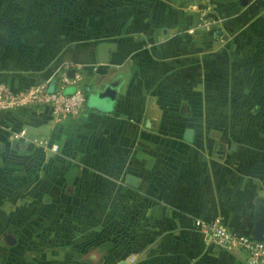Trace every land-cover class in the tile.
Here are the masks:
<instances>
[{"label":"crops","instance_id":"crops-1","mask_svg":"<svg viewBox=\"0 0 264 264\" xmlns=\"http://www.w3.org/2000/svg\"><path fill=\"white\" fill-rule=\"evenodd\" d=\"M188 2L0 0L1 82L51 88L66 63L83 87L117 83L106 110L0 112V231L14 237L1 264H246L196 222L218 216L255 236L264 217V0H196L213 10L208 27ZM244 112L253 121L236 127Z\"/></svg>","mask_w":264,"mask_h":264},{"label":"built area","instance_id":"built-area-1","mask_svg":"<svg viewBox=\"0 0 264 264\" xmlns=\"http://www.w3.org/2000/svg\"><path fill=\"white\" fill-rule=\"evenodd\" d=\"M188 1V6L198 7L197 26L208 27L214 24V19L210 16L213 10L209 4L197 6L196 0ZM68 67L69 64L65 63L57 73L53 74L51 88H47L45 81H41L24 88L13 89L0 81V112L47 106L53 120L59 121L78 116L85 101L80 65H71L73 71L70 76L66 73ZM66 86L71 89H65ZM7 129L14 140L33 144L43 152L57 150V143L47 136L31 135L23 127L13 130L7 127ZM196 223L202 236H205L214 247L227 250L240 249L245 254L246 264H264V239H256L249 234L231 231L225 227L218 216L199 220Z\"/></svg>","mask_w":264,"mask_h":264},{"label":"water","instance_id":"water-1","mask_svg":"<svg viewBox=\"0 0 264 264\" xmlns=\"http://www.w3.org/2000/svg\"><path fill=\"white\" fill-rule=\"evenodd\" d=\"M249 0H236L239 4H245ZM110 45L108 43H100L98 45V52L100 53L98 55V61L104 62L107 59V52ZM72 69H69L66 73L67 75H72ZM116 80L113 79L109 82H106L103 86L100 88H95L91 83H86L84 86V90L86 93V103L92 106L93 108L97 110H106L110 109L113 105V101L116 96ZM47 88H50L49 85H47ZM71 87L68 89L70 90ZM192 135V131L190 128L185 129L183 133V137L186 140H190ZM126 182L134 185V177L133 176H127ZM260 228L258 229L255 236H252L256 239H264V217L261 219ZM4 241L6 243H13L14 237H12L9 233L4 234Z\"/></svg>","mask_w":264,"mask_h":264},{"label":"rangeland","instance_id":"rangeland-1","mask_svg":"<svg viewBox=\"0 0 264 264\" xmlns=\"http://www.w3.org/2000/svg\"><path fill=\"white\" fill-rule=\"evenodd\" d=\"M262 110H264V107L262 108ZM243 116H245L246 119L237 120L236 124H235L236 127L248 128L249 122L253 121V120L250 119V115L247 114L246 112L243 113ZM255 121L257 122L258 126H263L264 127V118H259V119H256ZM241 137L244 138V135H241ZM263 137H264V135H263ZM258 142H260V141H258ZM261 143H264V139H263V141ZM259 158H261V157L260 156L257 157L256 160H259ZM4 232L5 231H3V232L0 231V264L2 263L1 259L4 257V255H2V254H3V248L5 247V244H6V242L4 241V234H5ZM5 257H7V261L10 262L9 264H12L14 262V259H13L14 256L13 255L7 254Z\"/></svg>","mask_w":264,"mask_h":264},{"label":"trees","instance_id":"trees-1","mask_svg":"<svg viewBox=\"0 0 264 264\" xmlns=\"http://www.w3.org/2000/svg\"><path fill=\"white\" fill-rule=\"evenodd\" d=\"M84 93H85V90H84ZM122 238H123V233L122 232H119L117 234V236H115V240L113 239V240L110 241V243H108V248H114V247H116L119 244V242L122 241Z\"/></svg>","mask_w":264,"mask_h":264}]
</instances>
